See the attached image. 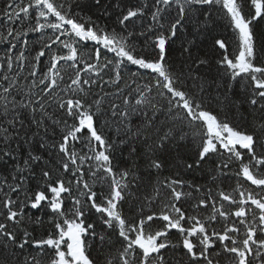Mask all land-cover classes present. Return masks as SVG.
Listing matches in <instances>:
<instances>
[{
  "label": "snow or ice",
  "instance_id": "6c2138e0",
  "mask_svg": "<svg viewBox=\"0 0 264 264\" xmlns=\"http://www.w3.org/2000/svg\"><path fill=\"white\" fill-rule=\"evenodd\" d=\"M0 264H264V0H3Z\"/></svg>",
  "mask_w": 264,
  "mask_h": 264
},
{
  "label": "trees",
  "instance_id": "16d2710c",
  "mask_svg": "<svg viewBox=\"0 0 264 264\" xmlns=\"http://www.w3.org/2000/svg\"><path fill=\"white\" fill-rule=\"evenodd\" d=\"M82 2L86 3V2H88V0H82ZM0 7H3V0H0ZM226 23H227L226 21H221V26L217 27L216 32L217 33H222L225 37H228L229 36V30L224 26V25H226ZM132 71H135V68H133ZM202 71H206V70L202 69ZM124 75H125L126 78H128V73L127 72H125ZM214 75H215V68L212 69V71L210 72V75H209L208 78L211 79L212 76H214ZM105 79H107L106 76H105ZM214 87L215 86H213V89H214ZM109 90L114 91V89H111V88L105 89V91H109ZM213 94H214V91H213ZM250 112L252 113V115H249ZM239 113H242L244 115L245 119L247 121H249V122L253 119V115H259L258 112H252V109L248 105H245V106L241 107L239 109ZM127 158H128V149L126 147L123 148L121 151L117 152V162L120 163L121 167H126L127 166L125 163H123V161L127 160ZM188 162L191 163L193 161L189 160ZM140 163L143 164V161H140ZM210 167H211V164L210 163H206V164H203L199 168L194 167L191 170L186 169V168L176 169L174 163L170 162L168 164V166H167V168L169 170H162L159 175L153 173L151 179H152V183L155 185L157 180H163L165 178L172 177L177 172H179L181 177L183 179H185L186 181H191V182H194L195 184L210 186V179H209V177L207 175V170ZM147 180H148V177L145 176V181L147 182ZM33 183H35V182H33ZM226 183H234V181H227ZM99 190H100V186L97 185V191H99ZM185 191H187V189H185ZM149 194L154 195V193H152V189L151 188H149L146 192L142 191L140 195L147 196ZM150 207H151V205H147L145 210L147 211L148 208H150ZM27 212L31 216H37V215H41L42 214V213H40V212H38L36 210L30 209V208L27 209ZM158 224H159V221H156L153 226L155 227ZM29 230L33 232V235L36 238H41V237H43L45 235V229L43 227H36L35 229H29ZM175 236H176V234L173 231L172 237L175 238ZM40 251H41L40 249H35V248H32V247L28 246V247H26L24 249L23 252L17 251V255L21 258V260H23L26 256H36L37 258H39Z\"/></svg>",
  "mask_w": 264,
  "mask_h": 264
}]
</instances>
